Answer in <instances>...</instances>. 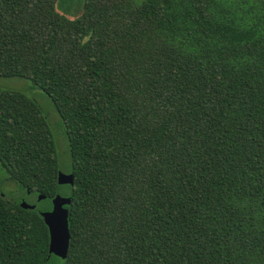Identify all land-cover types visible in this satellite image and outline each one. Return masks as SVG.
<instances>
[{
	"label": "trees",
	"instance_id": "1",
	"mask_svg": "<svg viewBox=\"0 0 264 264\" xmlns=\"http://www.w3.org/2000/svg\"><path fill=\"white\" fill-rule=\"evenodd\" d=\"M57 2L0 0V78L51 99L69 156L0 88V264H264V0ZM57 195L65 259L39 214Z\"/></svg>",
	"mask_w": 264,
	"mask_h": 264
},
{
	"label": "rangeland",
	"instance_id": "2",
	"mask_svg": "<svg viewBox=\"0 0 264 264\" xmlns=\"http://www.w3.org/2000/svg\"><path fill=\"white\" fill-rule=\"evenodd\" d=\"M136 2L141 3L142 0H136ZM84 3L85 0H58L57 10L68 18L76 19L82 15ZM0 88L3 90L21 91L35 100L48 117L59 146L60 157H63L62 160H68V140L64 121L51 99L41 89L33 85L30 80L20 77L0 78ZM2 186L7 193L17 189V186L10 181H6Z\"/></svg>",
	"mask_w": 264,
	"mask_h": 264
},
{
	"label": "water",
	"instance_id": "3",
	"mask_svg": "<svg viewBox=\"0 0 264 264\" xmlns=\"http://www.w3.org/2000/svg\"><path fill=\"white\" fill-rule=\"evenodd\" d=\"M58 182L60 185H73V175L59 172ZM44 199H46V197L41 195V201ZM70 204V198L57 195L52 199V209L50 211L41 212V216L50 232L49 251L63 259L67 257L70 243L69 211L66 208ZM21 206L26 210L36 209L35 205H31L26 201H23Z\"/></svg>",
	"mask_w": 264,
	"mask_h": 264
},
{
	"label": "flooded vegetation",
	"instance_id": "4",
	"mask_svg": "<svg viewBox=\"0 0 264 264\" xmlns=\"http://www.w3.org/2000/svg\"><path fill=\"white\" fill-rule=\"evenodd\" d=\"M28 200H36L38 203H39V205H40V207H41V194H38V196L36 197V199H31L30 197H28ZM23 201H26V200H22V202ZM21 202V203H22ZM27 202V201H26ZM27 203H29V202H27ZM41 209V208H40ZM39 214H40V216H41V210H39Z\"/></svg>",
	"mask_w": 264,
	"mask_h": 264
}]
</instances>
